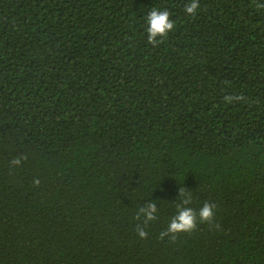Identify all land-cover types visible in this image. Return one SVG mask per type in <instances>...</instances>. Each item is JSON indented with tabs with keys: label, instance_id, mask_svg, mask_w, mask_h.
Wrapping results in <instances>:
<instances>
[{
	"label": "trees",
	"instance_id": "trees-1",
	"mask_svg": "<svg viewBox=\"0 0 264 264\" xmlns=\"http://www.w3.org/2000/svg\"><path fill=\"white\" fill-rule=\"evenodd\" d=\"M189 2L0 0V264H264V0Z\"/></svg>",
	"mask_w": 264,
	"mask_h": 264
},
{
	"label": "clouds",
	"instance_id": "clouds-1",
	"mask_svg": "<svg viewBox=\"0 0 264 264\" xmlns=\"http://www.w3.org/2000/svg\"><path fill=\"white\" fill-rule=\"evenodd\" d=\"M258 7L264 8V3L258 4ZM199 9V0H190L185 6V12L189 15H195ZM174 21L170 19V13L167 10H159L152 8L147 15V39L153 46L162 42L163 38H166L168 33L174 29ZM225 102L232 103L233 101L244 100L242 95L238 96H225ZM26 156H18L10 161V164L14 167L20 166L22 161L26 159ZM33 183L39 186V179H34ZM193 193L184 187L179 188V197L176 208L177 214L174 215L165 231L160 233V238L169 236L170 239L175 241L176 235L181 232H191L196 229L198 221L200 223H212L215 217L216 205L209 202H204L203 206L199 209H193L189 207L192 203ZM157 205L154 201L144 204L139 208L136 219H140L143 216V225H137L136 231L140 238H147V231L145 230L150 221L157 219ZM218 227V225H217Z\"/></svg>",
	"mask_w": 264,
	"mask_h": 264
}]
</instances>
